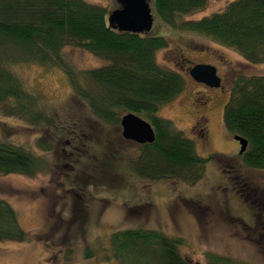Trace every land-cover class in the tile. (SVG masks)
I'll return each instance as SVG.
<instances>
[{
    "label": "rangeland",
    "instance_id": "374dc122",
    "mask_svg": "<svg viewBox=\"0 0 264 264\" xmlns=\"http://www.w3.org/2000/svg\"><path fill=\"white\" fill-rule=\"evenodd\" d=\"M82 1L106 8L107 16L120 8L118 0ZM232 1L207 0L202 12L183 20L220 13ZM148 2L150 35L168 42L167 49L157 52L156 62L185 80L184 92L159 116L194 142L199 157L222 156L232 164L209 161L194 186L141 180L130 168L139 147L123 139L120 125L96 120L60 70L17 66L14 72L43 100L55 125L32 128L0 114V142L46 164L31 178L0 176V199L13 208L32 239L0 243V264H115L107 261L110 237L128 230H154L182 239L180 254L191 264H208L209 255L236 264H264V171L244 166L240 145L223 124L231 81L239 75L264 76V65L247 64L203 37L171 30ZM62 55L78 72L107 65L73 48H64ZM195 65L214 67L221 87L195 83L188 75ZM37 141L49 151L37 147ZM87 251L91 258H86Z\"/></svg>",
    "mask_w": 264,
    "mask_h": 264
},
{
    "label": "trees",
    "instance_id": "16d2710c",
    "mask_svg": "<svg viewBox=\"0 0 264 264\" xmlns=\"http://www.w3.org/2000/svg\"><path fill=\"white\" fill-rule=\"evenodd\" d=\"M168 28L203 37L236 53L250 65H264V0H234L225 9L198 21L185 17L200 13L207 0H148ZM104 7L82 0H0V114L32 128H52L54 117L43 100L28 91L14 72L35 65L60 70L73 93L90 114L106 126H119L123 114L148 123L154 140L138 145L132 173L149 182L181 181L188 186L204 177L206 164L232 161L222 156L201 158L192 140L162 119L160 111L184 92L181 74L156 62L168 42L149 34L120 33L107 22ZM64 48L81 50L107 63L75 71L63 59ZM223 108L225 130L246 141L241 160L249 169L264 171V76H236ZM37 141V147L45 149ZM49 149H45L48 152ZM46 164L26 150L0 142V176L31 178ZM13 208L0 199V243H30ZM180 238L154 230L115 232L110 256L115 264H191L179 251ZM92 253L86 252V258ZM208 264H236L207 256Z\"/></svg>",
    "mask_w": 264,
    "mask_h": 264
},
{
    "label": "water",
    "instance_id": "95a60500",
    "mask_svg": "<svg viewBox=\"0 0 264 264\" xmlns=\"http://www.w3.org/2000/svg\"><path fill=\"white\" fill-rule=\"evenodd\" d=\"M119 9L112 12L107 19L108 25L120 33L149 34L153 25L152 10L148 0H118ZM189 77L197 84L209 89H219L221 80L216 69L208 65H195L188 70ZM120 126L122 137L137 145L150 144L154 140L151 126L140 118L127 114L122 117ZM240 145V155L246 150L244 139L235 137Z\"/></svg>",
    "mask_w": 264,
    "mask_h": 264
},
{
    "label": "crops",
    "instance_id": "0c3cea01",
    "mask_svg": "<svg viewBox=\"0 0 264 264\" xmlns=\"http://www.w3.org/2000/svg\"><path fill=\"white\" fill-rule=\"evenodd\" d=\"M108 17V16H107Z\"/></svg>",
    "mask_w": 264,
    "mask_h": 264
}]
</instances>
